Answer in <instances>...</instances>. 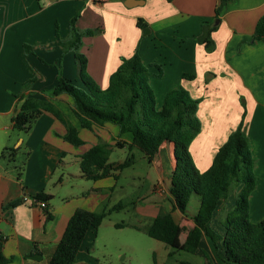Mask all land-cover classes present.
<instances>
[{
  "label": "crops",
  "instance_id": "crops-1",
  "mask_svg": "<svg viewBox=\"0 0 264 264\" xmlns=\"http://www.w3.org/2000/svg\"><path fill=\"white\" fill-rule=\"evenodd\" d=\"M218 4L219 0H0V233L5 238V254L12 257L8 264H49L68 223L82 226L91 212L109 211L118 180L113 175L98 179L86 176L80 166L81 155L97 144L99 137L111 144L112 150L119 147L115 145L117 140L132 141L130 132L121 133L120 127L112 123L95 131L81 128L72 115V99L67 94L51 100L80 130L85 140L82 146L76 147L63 138L66 127L50 112L40 115L28 133L14 128L21 96L49 99L46 94L60 77L83 86L74 51L61 45L71 36L73 18L77 17L79 31L94 30L93 35L83 36L82 51L88 58V73L101 88L109 85L122 57L132 56L138 44L143 62L161 67L162 76L151 78L159 107L167 92L180 85L194 97L233 96L239 111L235 120L229 112L222 124L219 118L214 123L202 107L206 101L201 103L202 131L192 142L191 152L203 171L211 166L216 151L239 123L244 110L239 105L241 95H247L264 111V41L253 39L256 24L264 15V0H231L220 17L219 28L213 32L216 49L208 53L195 38L203 31L202 23L213 19ZM140 18L150 29L146 37L137 25ZM151 70L161 71L155 66ZM209 72L217 76L207 83ZM221 72L226 74L224 78L219 76ZM184 73L196 77L185 78ZM247 111V133L257 159L258 176L250 196V217L258 222L264 218V112L252 115L250 108ZM209 112L213 114L212 109ZM7 147L25 155L15 168L10 164L16 158L12 161L4 155ZM109 161L122 162L111 161V157ZM148 163L151 187L131 200L133 210L149 220L148 227L156 216L172 212L179 233L184 234L181 245L194 227L192 216L196 213L173 209L170 187L174 144L164 142ZM124 169L116 172L119 178ZM41 192L53 195L51 201H46V208L33 202ZM21 197L27 199L9 211L4 209L5 204ZM223 204L224 200L213 222ZM98 231L87 234L94 236ZM210 241L204 235L201 247L215 262L225 264ZM76 264L85 263L76 260Z\"/></svg>",
  "mask_w": 264,
  "mask_h": 264
},
{
  "label": "trees",
  "instance_id": "trees-1",
  "mask_svg": "<svg viewBox=\"0 0 264 264\" xmlns=\"http://www.w3.org/2000/svg\"><path fill=\"white\" fill-rule=\"evenodd\" d=\"M230 2L231 0H219L213 19L202 23L203 31L195 38L199 44L204 45L208 53L216 49L213 32L219 28V24L215 20L220 19ZM76 18L71 21L70 38L63 40L61 45L74 51L83 86L60 77L57 85L46 94L49 99L21 96L14 115V128L28 133L40 115L50 112L65 125L63 138L76 147L82 146L85 140L80 130L51 100L67 94L72 99V115L81 128L95 131L98 127L112 123L120 127L121 133L130 132L131 142L117 140L115 143L116 146L127 147L130 151L123 162L109 161L111 144L103 141L101 137L97 144L81 155V169L86 176L93 179L109 175L118 179L117 171L135 163V147L140 148L147 161L151 162L164 142L173 143L175 167L170 187L173 209L188 214L193 194L198 195L200 200L199 210L192 216L194 227L188 230L185 241L176 248L190 252L201 251L210 261L209 254L201 247L202 238L206 235L212 240L217 256L225 264H264V218L253 222L250 217V196L257 187L258 176L255 172L257 159L251 150L247 133L246 104L243 103L241 120L216 151L211 166L200 171L191 152V144L202 131L203 125L199 116L202 98L194 97L186 87L180 85L167 92L159 107L151 78L154 75L161 77L162 70L159 64H145L139 47L132 56L122 57L120 65L110 76L109 85L101 88L88 73V58L82 51L83 36L93 35L94 30L79 31ZM137 25L141 29L148 27V23L141 18ZM253 39L264 41V15L256 24ZM151 66L161 71L153 73ZM184 77L194 79L196 76L184 73ZM208 81L207 76L206 82ZM4 152L13 161L18 149L7 147ZM20 175L19 173L18 177ZM233 184L240 186V189L234 206L225 216V231L220 234L213 229L212 221L221 201L232 191ZM35 198L49 202L53 195L41 192ZM24 199L21 197L11 200L4 205V209L9 211L22 204ZM111 211L112 209L91 212L82 226L68 223L49 264H76L78 252L88 231L96 233ZM48 216L52 218L51 213ZM179 231L180 226L172 212L156 216L147 230L149 236L171 247L176 246ZM4 242L5 238L0 233V264H8L12 260L4 252ZM33 256L39 254L34 253ZM180 264L192 263L183 261Z\"/></svg>",
  "mask_w": 264,
  "mask_h": 264
},
{
  "label": "rangeland",
  "instance_id": "rangeland-1",
  "mask_svg": "<svg viewBox=\"0 0 264 264\" xmlns=\"http://www.w3.org/2000/svg\"><path fill=\"white\" fill-rule=\"evenodd\" d=\"M216 74V72H209L207 76L209 79L215 78L217 76ZM225 75L224 72L219 74L221 78H224ZM235 83L236 82L233 81L232 85L234 87ZM228 85L229 89H233L231 84ZM241 96L239 100L241 108H243V103H245L246 108L248 110L250 108V114L252 115L256 112H258L257 115L264 112L262 111V106L257 107V104L248 100L247 95L243 94ZM204 100L206 102H204L202 107L205 110H208L214 123L217 118H219L220 124H222L223 121L225 122L229 112L230 116H232V114L234 115L235 120L239 107L234 101L232 95H227V98H222L220 95L214 94L213 97L209 96L202 98L201 103H203ZM201 103L199 111L201 109ZM211 109L213 114L209 112ZM242 114L243 113H241V117ZM199 116L203 125L200 113ZM241 117L239 116L240 120ZM206 118L208 119V115ZM246 127L248 129V125ZM133 153L135 154L136 163L134 166L126 167L122 176L120 178L118 177L116 191L113 194L112 205L110 206L112 211L103 220L97 234L94 236L86 235L76 260L84 261L85 264H180L183 261H188L192 264H205V261H208V264H219L214 261L215 259L213 260V256L210 257V261L207 258L205 259V256H203L201 251L190 252L176 248L184 239V234L181 232L178 234L175 247L168 246L164 242L148 235L147 227L149 225V220L143 219L135 213L131 205V200L136 198L140 192H148L149 187H151L150 178L147 172L149 170V163L145 158L144 152L140 148L135 147ZM129 154L130 151L127 147L114 148L110 155L111 161L123 162ZM68 158L74 159L70 155ZM24 159V153L19 152L16 156V161L10 164V168L20 165ZM198 169L202 171L199 167ZM238 189V186L233 184L232 191L229 196L224 199L222 209L224 212L220 210L217 213L216 217L218 219L216 218V222L212 221L213 229L220 234L224 233L223 222L227 212L234 206ZM199 206V196L193 194L188 206V213H197ZM208 239L209 241L211 240L210 237H208ZM210 242H212V240ZM204 245H206L205 241ZM206 247L209 251L207 245Z\"/></svg>",
  "mask_w": 264,
  "mask_h": 264
},
{
  "label": "built area",
  "instance_id": "built-area-1",
  "mask_svg": "<svg viewBox=\"0 0 264 264\" xmlns=\"http://www.w3.org/2000/svg\"><path fill=\"white\" fill-rule=\"evenodd\" d=\"M93 1L97 2V3H103L106 0H93ZM25 199H27V198L25 197ZM33 202H35L37 205H39L42 208H46L47 207V202L45 200H40L38 198H33Z\"/></svg>",
  "mask_w": 264,
  "mask_h": 264
},
{
  "label": "water",
  "instance_id": "water-1",
  "mask_svg": "<svg viewBox=\"0 0 264 264\" xmlns=\"http://www.w3.org/2000/svg\"><path fill=\"white\" fill-rule=\"evenodd\" d=\"M220 22V19H217L216 20V24H218ZM150 33V29H149V27H145V28H143V34L144 35H148Z\"/></svg>",
  "mask_w": 264,
  "mask_h": 264
}]
</instances>
